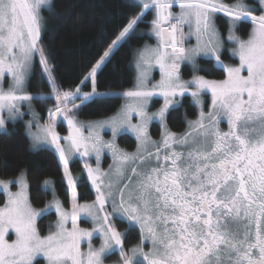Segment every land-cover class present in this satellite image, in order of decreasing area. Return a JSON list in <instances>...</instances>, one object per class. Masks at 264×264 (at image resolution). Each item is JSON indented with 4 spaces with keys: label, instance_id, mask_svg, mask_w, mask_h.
<instances>
[{
    "label": "snow or ice",
    "instance_id": "1",
    "mask_svg": "<svg viewBox=\"0 0 264 264\" xmlns=\"http://www.w3.org/2000/svg\"><path fill=\"white\" fill-rule=\"evenodd\" d=\"M42 6L52 14L51 21H58L52 0H0V129L5 127L4 113L8 120H15L24 115L21 107L28 103L32 119L26 125L27 135L34 148L47 143L58 153L71 193V210L56 197L50 180L44 185L51 189L53 199L40 209L29 199L25 172L12 180H0L7 195L0 207V264H34L41 254L46 264H104L106 255L114 251L119 253L118 264H264V0H256L255 5L246 0L231 4L139 0L140 11L122 14L126 23L101 40L98 58L81 81V85L91 81L92 90L86 93L79 86L61 90L57 84L41 43L49 23L41 14ZM149 10L153 13L150 22L144 20ZM217 13L227 17L226 39L235 45L231 52L238 55V66L221 59L225 39L216 24ZM241 21L251 22L247 39L237 35ZM140 23H150L156 44L133 50L136 84L122 93L126 102L114 116L79 121L75 114L83 105L108 95L97 91L98 71L132 39ZM193 37L195 45L185 46ZM36 54L51 85L49 97L37 96H54L56 101L44 123L31 109L37 97L26 88ZM201 56L222 69L224 78L199 75L209 72L197 63ZM182 62L192 65L190 80L181 78ZM155 66L160 79L153 83L150 74ZM5 73L10 78L7 88ZM209 93L205 111L202 95ZM186 94L199 112L195 120L187 121L186 131L174 133L168 128L167 114ZM155 95L163 98V104L150 113L149 100ZM59 117L67 122L66 136L57 131ZM154 119L162 128L159 140L148 132ZM222 120L227 122V131L220 127ZM104 128H110L112 140L102 138ZM122 128L135 133L136 152L116 145ZM105 148L114 158L107 172L99 167ZM76 154L95 156L97 167L87 160L83 165L95 189L90 203L78 201V180L69 170L70 158ZM14 184L19 189L12 192L10 185ZM53 208L57 220L50 229L54 230L42 236L37 219ZM82 215L91 219V229L80 227ZM117 216L129 225L123 232L118 230ZM133 228L138 229L139 241L126 247ZM10 229L16 236L11 242L6 239ZM96 235L101 240L99 247L92 244ZM82 241L87 242L86 251Z\"/></svg>",
    "mask_w": 264,
    "mask_h": 264
},
{
    "label": "trees",
    "instance_id": "2",
    "mask_svg": "<svg viewBox=\"0 0 264 264\" xmlns=\"http://www.w3.org/2000/svg\"><path fill=\"white\" fill-rule=\"evenodd\" d=\"M53 13L59 14L58 21H51V13L42 8V15L49 20L48 31L42 33V45L49 54V63L54 68L53 75L61 90H74L81 88V92H91V81L81 85L84 76L87 75L91 65L98 58L97 53L102 49L101 40H106L117 25L126 23L123 15H135L140 11L139 0H52ZM223 15L222 13H219ZM224 16V15H223ZM225 17V16H224ZM153 18L152 11H148L144 17L150 22ZM219 22L225 21L218 17ZM251 23L241 21L238 25L239 32L244 35L251 30ZM224 31L227 29L224 27ZM151 42L150 23H140L136 34L119 50H117L110 63L102 66L98 71L96 88L98 92L125 91L136 84V68L134 65V49L142 48L146 42ZM202 68L209 72H200L209 78L223 79L224 71L213 67V63L206 57L197 60ZM32 73L28 79V90L32 93H51V85L48 83L42 67L37 59ZM184 76L191 77L193 70L191 64L183 65ZM210 73V74H209ZM207 97V96H206ZM36 109L45 122L48 118V110L54 108L55 98L33 99ZM124 102L120 94L107 95L103 99L90 101L79 110L82 118H105L116 114ZM199 108L193 102L191 96L185 95L181 103L170 109L167 114L169 129L177 133L187 130V121L194 120ZM59 129H67L62 123ZM7 131L0 132V177L9 179L25 172L29 182L30 198L33 205L43 208L53 199L52 191L44 185L45 180L52 181L56 197L69 208L71 206V193L67 188V180L63 176V168L59 161V155L51 147L35 149L31 147V138L27 135V128L23 120L9 122ZM153 135L159 137L161 130L159 124L151 127ZM119 142L129 148H135L136 138L131 133H122ZM75 169L83 170L81 161L76 158L69 164V170L73 177L77 178V194L80 202L95 197L94 188L85 173L74 174ZM57 215L55 211L44 214L37 221L40 234L47 235L51 223L55 224ZM35 264H44L43 259L36 260Z\"/></svg>",
    "mask_w": 264,
    "mask_h": 264
},
{
    "label": "rangeland",
    "instance_id": "3",
    "mask_svg": "<svg viewBox=\"0 0 264 264\" xmlns=\"http://www.w3.org/2000/svg\"><path fill=\"white\" fill-rule=\"evenodd\" d=\"M217 2L219 3V2H223V3H227V4H231V3H234L235 2V0H217ZM246 2L248 3V4H250V5H255L256 4V0H246ZM45 8V7H47V6H42V8ZM179 9L178 8H174L173 9V11H178ZM257 15L259 14V13H256ZM218 17H220V18H222L224 21H225V24H224V22H219L218 21ZM248 22H250V21H248ZM251 23V22H250ZM216 24H217V27L219 28V30H220V32H221V34H222V36L224 37V39H225V46H224V49H223V52H222V55H221V59L224 61V63L225 64H228V65H231V66H238L239 65V57H238V55L237 56H234L233 54H232V52H231V49L233 48V47H235V45L234 44H232V43H230V42H228L227 41V31L225 32L224 31V28H222V27H224V25H225V28L227 29V17H224L223 15H220L219 13H217L216 14ZM240 24V23H239ZM252 27V26H251ZM185 31H187V29H185ZM249 33V32H248ZM248 33H246V34H244V35H242L240 32H239V28L237 29V35H239L242 39H247L248 38ZM150 35H151V32H150ZM151 38H152V41L151 42H146V44L147 45H155L156 44V39L151 35ZM195 43H196V41H195V38L193 37V38H191L187 43H186V45L185 46H192V45H195ZM145 44V45H146ZM201 57H203V56H201ZM201 57H198L197 58V60L199 59V58H201ZM207 58V57H206ZM39 60V55L38 54H36L35 56H34V58H33V66H34V64H35V62H36V60ZM198 63V62H197ZM50 64V63H49ZM185 64H190V63H188V62H182L181 63V66H180V75H181V78L183 79V80H190L191 78H192V76L191 77H188V76H184L185 74H184V72H183V65H185ZM199 64V63H198ZM41 65V64H40ZM134 65H135V61H134ZM41 67H42V65H41ZM191 67H192V65H191ZM33 69V68H32ZM33 71V70H32ZM32 71L29 73V76H28V79H29V77H30V75H31V73H32ZM137 74V73H136ZM199 75H203V74H200V73H198ZM244 75H246L247 73L246 72H244L243 73ZM44 75L46 76V78H47V74H45L44 73ZM151 80H152V82L153 83H155L156 81H158L159 79H160V71H159V67L158 66H155V67H153L152 69H151ZM205 76V75H204ZM206 78L207 79H212V78H209V77H207L206 76ZM9 77H8V74L7 73H5V82H4V87L5 88H7V86H8V81H9ZM28 79H27V84H26V88H27V91L29 92V90H28V83H29V81H28ZM213 79H216V78H213ZM216 80H220V79H216ZM135 87V86H134ZM134 87L133 88H130V89H126V90H131V89H134ZM125 90V91H126ZM86 92H88V91H84L83 93H86ZM124 91H104V92H101V93H107L108 95H110V94H112V95H115V94H120V95H122V93H123ZM30 94H32L34 97H37L38 98V96H37V94L39 93V94H42L44 97H49V94H45V93H43V92H38V93H32V92H29ZM187 95V94H186ZM208 95H210V93L208 94ZM123 96V95H122ZM188 96H190V95H188ZM204 96H207V95H202V99L204 98ZM182 99V98H181ZM209 100H210V98H209ZM56 102V101H55ZM126 102V100H125V98H124V102H123V104ZM75 103H77V104H79L80 103V101L79 100H76L75 101ZM122 104V105H123ZM162 104H163V98L161 97V96H159V95H155V96H153L150 100H149V106H148V111L151 113V112H156L161 106H162ZM210 104V103H209ZM122 105H121V107H122ZM177 106V105H176ZM69 107H71V105H69ZM120 107V108H121ZM120 108L118 109V111L120 110ZM31 109L32 110H34L35 112H37L38 113V111H37V109H36V106H35V103L33 102V100L31 101ZM171 109V108H170ZM170 109H169V111H170ZM204 110L205 111H207L208 110V108H204ZM117 111V112H118ZM199 111V110H198ZM21 112H23L24 113V115L23 116H18V117H16V119L15 120H8V118H7V113H4V117H5V121H6V123H5V127L3 128V129H0V132H4V131H7V129L9 128V126H8V124H9V122H13V123H15V122H17V120H23L24 122H25V125H27V122L29 121V120H31L32 119V116L30 115V112H29V106H28V103H24L23 104V106L21 107ZM117 112H116V114H117ZM39 114V113H38ZM116 114H114V115H116ZM40 116H41V114H39ZM76 119H78L79 121H82V122H88V121H99V120H104V119H106V118H108V117H111V116H107V117H105V118H94V120H92V119H86V118H82L81 117V115L79 114V112L77 111L76 112ZM114 115H112V116H114ZM48 119V118H47ZM196 119V118H195ZM194 119V120H195ZM133 123H136L137 122V118H134L133 119V121H132ZM40 123H44V121L41 119V121H40ZM63 124V125H65L66 127H67V122L62 118V117H59L58 119H57V131H58V133L61 135V136H66L67 134H68V127H67V129H64V130H61V129H59V127L61 126L60 124ZM154 123H158L159 124V130H161V132H162V128H161V125H160V121L158 120V119H154V120H152L150 123H149V125H148V132H149V134H150V136L153 138V139H155V140H159L160 139V137H161V133H160V135H159V137L157 138V137H155L154 135H153V130H151V127H152V125L154 124ZM168 125V124H167ZM220 127H221V129L222 130H224V131H227L228 130V125H227V122H226V120H222L221 121V125H220ZM169 128V127H168ZM171 131H172V129H170ZM32 131H36V129H35V127H33V129H32ZM131 133L135 138H136V135H135V133L134 132H132L130 129H127V128H122L121 129V131L119 132V134L116 136V138H115V143H116V145L120 148V149H122V150H124V151H126V152H128V153H134V152H136V150H137V144H138V141H137V138H136V142H137V144H136V146H135V148H129V147H127L126 145H123V143H121V142H119V136L122 134V133ZM173 132V131H172ZM175 133V132H174ZM100 134H101V136H102V138L105 140V141H109V140H112L113 138H112V134H111V130H110V128H104V129H102L101 130V132H100ZM31 143H32V140H31ZM61 143L62 144H64L65 142L62 140L61 141ZM31 147H33L32 145H31ZM41 147H51V145H49V144H47V143H41V144H39L37 147H35V149H39V148H41ZM34 148V147H33ZM76 158H78L80 161H81V166L83 167V165H84V163H85V160H87V162L88 163H90L91 165H92V167L93 168H95V167H97V164H96V161H95V156H94V154L91 156V158H82L81 156H79L78 154H76V155H73L71 158H70V161H69V164H72L73 162H74V160L76 159ZM107 163V165H106V163ZM114 164V158H113V155H112V152L109 150V149H107V148H105L104 150H103V152H102V154H101V158H100V164H99V167L103 170V171H105V172H107V171H109V166L110 165H113ZM81 171V170H80ZM80 171H79V169H75V172H74V174H77V175H80ZM85 173V175L87 176V173H86V171L84 170V168H83V170L81 171V173ZM21 174V173H20ZM73 174V173H72ZM19 176V175H18ZM17 177V176H16ZM15 177H10L9 179H3V178H1L0 177V180H12V179H14ZM26 178H27V175H26ZM27 182H28V180H27ZM91 182V181H90ZM92 185V184H91ZM92 188H94L93 186H92ZM19 189V186L18 185H10V190L12 191V192H15V191H17ZM94 191H95V189H94ZM28 195H29V199H30V201H31V198H30V191H29V182H28ZM95 199V197L93 198V199H87V200H84L82 203H84V202H91V201H93ZM6 200H7V195H6V193L2 190V188H0V207H3L4 206V204H5V202H6ZM52 200H50L49 202H51ZM79 201V200H78ZM48 202V203H49ZM32 203V205H33V202H31ZM47 203V204H48ZM63 203V202H62ZM64 206V205H63ZM33 207H35V208H37L36 206H34L33 205ZM43 207H45V206H43ZM65 207V209H67V210H71V206L69 207V208H67L66 206H64ZM37 209H40V208H37ZM108 210L109 211H111V208L109 207L108 208ZM52 211H55V209L53 208V209H51V210H49V212L48 213H51ZM48 213H46V214H48ZM40 219V217L37 219V221ZM115 220H116V224H117V226H122V225H119V223H123V222H126L127 223V221L126 220H124V219H122L121 217H115L114 218ZM56 220H57V218H56ZM56 220H55V222H56ZM79 222V224H80V227H82V228H88V229H91L92 227H93V225H92V222H91V219L90 218H88V217H85V216H81V218H80V220L78 221ZM126 223H123V224H126ZM71 225H70V223H69V227H70ZM37 227H38V223H37ZM121 228V227H120ZM42 235V234H41ZM43 236V235H42ZM16 238V236H15V232H14V230H9V232L7 233V235H6V239L9 241V242H11L12 240H14ZM100 241V238H99V236L98 235H96V236H94V238H93V240H92V243H94V242H99ZM86 241H82V243H85ZM82 243H81V248H82V250H84V251H86V248H84L83 249V246H82ZM38 258H43L44 259V264H46V259L43 257V255L41 254V255H39L36 259H38ZM34 263H35V261H34Z\"/></svg>",
    "mask_w": 264,
    "mask_h": 264
},
{
    "label": "flooded vegetation",
    "instance_id": "4",
    "mask_svg": "<svg viewBox=\"0 0 264 264\" xmlns=\"http://www.w3.org/2000/svg\"><path fill=\"white\" fill-rule=\"evenodd\" d=\"M206 95H207V97L204 96L203 101L205 102V108H208V105L210 103V100H209L210 95H208V94H206ZM196 118H197V116H196ZM173 132H175V131H173ZM175 133H177V132H175ZM78 200L80 202V199H78ZM80 203H82V202H80ZM123 223H126V222H123ZM123 223H119V225H122V226H120L121 228L119 226H117L118 227V230H120L122 232L125 231V229L129 228V225L127 223L126 224H123ZM51 225H54V223H51ZM138 241H139V232H138V229L133 228V229H131L129 231V235L127 237L126 247H130V246L136 244ZM100 243H101V240L99 242H97V243L94 242L92 244L95 247H99L100 246ZM82 246H83V249L86 248V250H87V242L82 243ZM148 247H150V244H148L146 246V249L145 250H147ZM39 259H43V258H38L36 260H39ZM36 260H35V262H36ZM118 262H119V253H118V251H114L111 254L106 255V257L104 259V264H118Z\"/></svg>",
    "mask_w": 264,
    "mask_h": 264
},
{
    "label": "crops",
    "instance_id": "5",
    "mask_svg": "<svg viewBox=\"0 0 264 264\" xmlns=\"http://www.w3.org/2000/svg\"><path fill=\"white\" fill-rule=\"evenodd\" d=\"M106 163V162H105ZM108 163V162H107ZM107 163H106V165H107Z\"/></svg>",
    "mask_w": 264,
    "mask_h": 264
}]
</instances>
